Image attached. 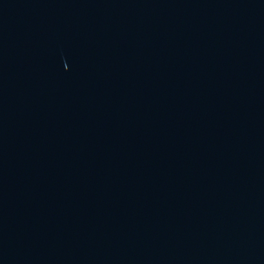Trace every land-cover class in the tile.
Masks as SVG:
<instances>
[{
    "label": "water",
    "instance_id": "1",
    "mask_svg": "<svg viewBox=\"0 0 264 264\" xmlns=\"http://www.w3.org/2000/svg\"><path fill=\"white\" fill-rule=\"evenodd\" d=\"M0 264H264V0H0Z\"/></svg>",
    "mask_w": 264,
    "mask_h": 264
}]
</instances>
